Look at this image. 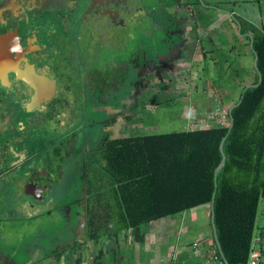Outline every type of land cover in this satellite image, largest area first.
<instances>
[{
	"label": "flooded vegetation",
	"instance_id": "obj_1",
	"mask_svg": "<svg viewBox=\"0 0 264 264\" xmlns=\"http://www.w3.org/2000/svg\"><path fill=\"white\" fill-rule=\"evenodd\" d=\"M205 1L0 0V180L6 186L0 195L13 197V183L18 195L19 182L23 198L41 195L50 180L69 175L66 164L72 162L82 180L87 155L105 138H117L115 124L130 119L128 111L114 107L127 108L144 90L145 68H152L145 49L147 22L153 28L159 21L165 39L177 30L201 33L211 10ZM189 15L196 16V28H188ZM78 116L81 128L98 133L91 148L80 143L76 131L57 148L26 136L27 128L37 139L47 126L68 130Z\"/></svg>",
	"mask_w": 264,
	"mask_h": 264
},
{
	"label": "trees",
	"instance_id": "obj_2",
	"mask_svg": "<svg viewBox=\"0 0 264 264\" xmlns=\"http://www.w3.org/2000/svg\"><path fill=\"white\" fill-rule=\"evenodd\" d=\"M251 32L262 81L246 91L243 86L232 110V129L228 113L227 124L105 138L92 150V156L87 155L82 194L74 201L85 238L76 235L72 243L50 251L48 257H55L57 262L69 249L102 242L95 264H103L107 241L119 242L124 232L142 243L148 223L211 204L216 193L215 224L224 257L229 264L249 262L264 198V25ZM253 74L251 84L255 85L259 83L255 66ZM224 154L226 160L216 185L215 172ZM260 237L257 246L263 255L264 230ZM214 243L215 256L225 264ZM75 264H83L81 255Z\"/></svg>",
	"mask_w": 264,
	"mask_h": 264
},
{
	"label": "rangeland",
	"instance_id": "obj_3",
	"mask_svg": "<svg viewBox=\"0 0 264 264\" xmlns=\"http://www.w3.org/2000/svg\"><path fill=\"white\" fill-rule=\"evenodd\" d=\"M205 5L211 6L212 8L218 7L220 10L227 11L231 9L248 11L255 26L261 27L264 25V0H259L255 3L247 0H206ZM211 10H213L214 17L221 16V12L217 11V9ZM257 10L262 11V14H259ZM212 12H207V14L210 15ZM191 13L193 14V11L190 12V14ZM192 17L195 18L196 16L192 15ZM192 17L191 15L188 17L185 16V18H188V23H184H187L188 28L192 26L196 28V24L194 25L193 23L194 19H191ZM152 25L153 28H151V21L147 22L145 35L146 55L147 59L152 63L148 66L152 68H145L148 71L145 73L143 92H141L140 95L136 94L134 101L131 98V104H129L127 108L125 105L124 107L120 106L118 109L114 107L115 112L123 108L126 112L128 111L130 113V119L120 121L113 127V136L115 137L141 134L142 130L145 128L142 121H145L146 126L149 125L151 120L161 121L162 131L160 130V132L179 131L183 128L192 129L190 128L192 126L191 124L195 123L199 125L203 121L201 118L195 116L192 119L188 118V112H184L183 110V101H185V99L182 101L183 103L180 104V100L178 102L174 95L176 87L181 93L187 92L184 90L188 87L187 85L190 82L189 79H195L201 74L199 69L192 74L189 68L190 63L189 65L181 64L184 62V58H181V51H188L183 45L186 43L191 44L190 40L188 41L185 39L186 36H182V30H177L175 33L168 32L170 33V39L169 37L165 39L167 36L166 28L161 26L159 21H157V23L155 21ZM181 45L182 47H180ZM168 54L172 55L170 59L167 57ZM251 65V70L254 71L255 64ZM197 67L199 68V66ZM243 71L242 69L241 72ZM253 75L254 74H251L249 77L246 76L245 83L246 81L249 84L252 83L254 81ZM132 78L133 76H131V79ZM153 91L159 93L155 92L154 94ZM133 102L139 103V106H134ZM158 105L162 106V108H160L158 112H153V107ZM216 110L219 111V116L215 120H208V123L211 126L215 125L216 122L227 124V117L223 118L225 121L221 120V114L224 115V112H222L220 107ZM213 111L214 109H210L208 113L211 114ZM149 113H153V115L148 116ZM78 120L80 121H77L72 128L64 131L56 130L53 126H47L43 128V135L38 139L33 130L27 128L26 136L27 138H35L38 143L37 145L48 148H53V146H55L54 148H57L61 147L63 142L68 141L72 133L76 131L79 132L77 136L79 137L80 143L83 144L85 142L86 146L91 148L93 135L98 133L95 132L93 134L90 132V129L81 128L80 125L85 126V124L81 116H78ZM167 122H169V125ZM184 124H186V126H184ZM194 127H196V125ZM152 132L153 131L149 130L148 127L146 128L145 133L150 134ZM81 163L82 159H80V164ZM66 165L69 175L60 178V180H50L49 183L52 184L50 189L41 195L23 198V182L18 183V195H15L17 187L14 183L13 197L3 196L4 192L1 191L0 264H75L76 259L80 255L83 259V264H95L97 251L103 247L102 242L99 244L88 242L82 247L74 248V250L69 249L57 262L55 257H48L51 254L49 253L50 251L60 248L62 245L72 243L76 235L78 237L81 236L82 239L85 238L83 231L84 223L80 218L81 214L79 208L74 204V201L80 197L82 192V180L79 179L80 175H75L76 170L79 169V165L75 162L67 163ZM3 186L4 183L0 180V190L6 187ZM261 216L262 213L259 216L258 225L264 227V217ZM9 218H13V220ZM78 219H80V222ZM176 219H178V222H180L182 226L186 224L184 223L185 216L182 214L165 217L148 223L144 230L146 236L148 233L149 234L147 241L143 243L136 242L132 239L130 233L124 232L121 233L119 242L114 239L107 241L105 243V246L107 245V255L103 258V264H118L116 263L118 261L122 264H147L139 262L140 259H136L135 257L136 253L153 256L157 250H160L158 248L160 243L167 244V240L173 242L175 238L170 234L168 225L169 222L175 221ZM193 223L197 231L199 228L205 230L207 232L206 235H208L211 228H213L212 223H208V221L204 220L201 216L198 220H194ZM160 224H162V228H159ZM162 231L165 233V236L161 234ZM159 232L162 236L159 235ZM191 235L186 233L183 238H189ZM180 237L181 236H179V239ZM166 247H168V245H166ZM112 250H116L117 254ZM177 255V251L170 255L172 261L177 258ZM258 264H264V251Z\"/></svg>",
	"mask_w": 264,
	"mask_h": 264
},
{
	"label": "crops",
	"instance_id": "obj_4",
	"mask_svg": "<svg viewBox=\"0 0 264 264\" xmlns=\"http://www.w3.org/2000/svg\"><path fill=\"white\" fill-rule=\"evenodd\" d=\"M247 1L255 3L259 0ZM208 8L213 9L211 6H208ZM210 11L212 12L213 10ZM219 12H221V16L219 17H214L212 12V14L210 13V15H207L202 20L204 29L201 33L191 31L182 35L183 37L186 36L185 39L190 40L191 44L186 43L183 45L188 51H181V58H184V62L181 64L189 65L190 63L189 68L192 74L198 69L201 71L200 76L195 79H189L188 87L184 90L187 92L181 93L177 87L175 89L176 92L174 95L176 96V100L178 102L180 100V104L184 102L183 110L184 112H188V118L191 119L195 116L201 118V120H206L209 110H216L218 107H220L222 112H230V109L239 99L243 86L249 85L247 81L245 83L246 76L249 77L253 74L251 64H255V56L252 50L253 47L251 46L253 42L251 30L252 28L261 29L263 25L261 27L255 26L248 11L231 9L229 11L220 10ZM258 12L262 14V11ZM193 19L195 20V18ZM193 23L195 24L194 21ZM244 27L248 28L246 32H242ZM203 50H206L207 53L203 54ZM242 69L244 70L243 72H241ZM184 99L185 101H183ZM152 115L153 113H149L148 116ZM142 122L145 128L141 134H149L145 133L147 127L154 133H164L160 132V130L162 131L161 121H148V126H146L145 121ZM167 124L169 125V122ZM220 124H223V122H220ZM181 130H184V128ZM261 213L264 217V198L260 202L258 219ZM181 214L185 216L184 223L186 224L184 226L178 222V219L169 222V225L167 223L170 228V234L175 238L174 241L167 240V244L160 243L158 247L160 250H157L153 256L136 253V259L139 258V262L147 264H170L172 263L170 255L177 251L178 259L176 258L175 260L178 264H222L215 256L213 228H211L208 235H206L207 232L205 230L199 228L197 231L194 228L193 221L198 220L200 216L204 220H207L208 223H212L210 204L192 208ZM9 219L13 220V218ZM161 225L159 228H162ZM258 226L257 235L260 236L264 227ZM186 233L192 235L185 239L183 236ZM148 234L144 242L147 241ZM161 234L165 236L163 231ZM161 234L159 232V235ZM179 236H181L180 239ZM195 243H198L196 247L194 246Z\"/></svg>",
	"mask_w": 264,
	"mask_h": 264
},
{
	"label": "water",
	"instance_id": "obj_5",
	"mask_svg": "<svg viewBox=\"0 0 264 264\" xmlns=\"http://www.w3.org/2000/svg\"><path fill=\"white\" fill-rule=\"evenodd\" d=\"M251 46L253 47V42L251 43ZM254 54H255V68L257 69L258 74H259V83L258 84H255V85L254 84L253 85L252 84L247 85L244 91H246V89H248L251 86H259L260 83H261V81H262V73H261V71L259 70V67H258V55H257V53H254ZM235 106L236 105H234L230 109V112H229L230 113V117H231L230 130L232 129V127L234 125V118H233V115H232V110H233V108ZM225 139H226V137L224 138V140H223V142L221 144V150L222 151L224 150V142H225ZM225 160H226V156L224 154L223 160L220 163V165L217 167L216 172H215V174H216V185H217V176H218V173H219L220 169L222 168V166L224 165ZM215 195H216V193H214L213 200L211 201V204H210V208H211V222H212L213 231H214V238H215V241H216V243L218 245V248H219V250H220V252L222 254V257H223V259L225 261V264H229V262L224 257V254H223V251H222V247H221L220 242H219V239H218V233H217V228H216V224H215V214H214Z\"/></svg>",
	"mask_w": 264,
	"mask_h": 264
},
{
	"label": "built area",
	"instance_id": "obj_6",
	"mask_svg": "<svg viewBox=\"0 0 264 264\" xmlns=\"http://www.w3.org/2000/svg\"><path fill=\"white\" fill-rule=\"evenodd\" d=\"M228 113L229 112H224V115L221 114V120L225 121L223 118L227 117L228 118ZM219 116V111L218 110H214L211 114L208 113L206 116V120H203L199 125L193 123L191 124L192 126L190 128L192 129H196V128H205V127H210L211 125L208 123V120L210 119H217V117ZM225 124V123H223ZM196 125V127H194ZM261 237L260 236H256L254 239V248L252 250L251 253V258L249 260V262L247 264H258L259 259L261 258L262 254H261V249L258 248L257 244L261 242ZM198 245V243H195L194 246L196 247ZM170 264H178L176 260L172 261V263Z\"/></svg>",
	"mask_w": 264,
	"mask_h": 264
}]
</instances>
